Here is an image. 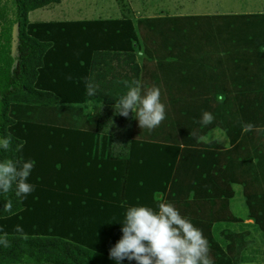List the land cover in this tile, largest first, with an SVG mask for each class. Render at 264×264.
<instances>
[{"label":"trees","instance_id":"obj_1","mask_svg":"<svg viewBox=\"0 0 264 264\" xmlns=\"http://www.w3.org/2000/svg\"><path fill=\"white\" fill-rule=\"evenodd\" d=\"M61 1L0 0V137L12 138L10 150L0 149V160L35 162L29 177L35 186L31 194L18 197L15 186L8 193H0V236L7 234L10 244H0V264H118L109 252L123 235L122 222L128 207L156 208L169 192L181 197L185 186L191 190L202 184L213 188L215 167L226 166L232 154L238 153L240 158L245 155L241 147L247 132L242 131L240 121L232 126V145L228 148L215 140L204 143L192 125L187 129L181 125L182 130L171 126L158 139L128 136L133 119L117 114L114 108L125 93L108 97L110 72L96 62L108 52L116 59L134 58L143 43L140 29L129 14L117 18L30 20L31 11ZM217 17L254 18L239 14ZM157 19L153 29L164 43L170 36H165L167 30L181 34L185 19L209 22L208 16L200 15ZM17 23L20 33L14 56L13 28ZM208 26L215 29L210 23ZM134 63L133 78L140 80V67ZM69 74L71 80L66 79ZM85 77L98 86L94 95L88 94ZM220 96L227 101L226 94ZM96 99L110 109L104 110L95 128L37 122L14 115L18 112L16 105L65 107ZM243 110L256 124L258 115L248 108ZM125 118L128 125L122 123ZM200 120H196V127L202 125ZM211 126L215 127L214 120L209 132ZM209 136L212 138L211 132ZM18 146H22L19 151ZM249 156L254 159V155ZM135 188L142 192V200H61L68 195L103 198L101 193L107 190L120 191L124 198L125 191ZM157 193L162 196L155 199ZM8 201L11 211L4 209ZM17 225L23 227L24 236L15 231ZM119 264L136 262L125 259Z\"/></svg>","mask_w":264,"mask_h":264},{"label":"rangeland","instance_id":"obj_2","mask_svg":"<svg viewBox=\"0 0 264 264\" xmlns=\"http://www.w3.org/2000/svg\"><path fill=\"white\" fill-rule=\"evenodd\" d=\"M177 10L187 14L185 16L199 11H221V14L208 16L209 22L204 24H200L203 21L199 19H185L181 22L184 29L180 35L167 30L165 36L170 35L167 39L174 42L167 49L163 37L153 27L160 16H178L180 12ZM128 14L140 29L142 46L154 49L148 51L150 56L157 55L161 60L169 57L173 59L171 65L178 69L172 79L166 75L163 85L160 81L164 77L155 83L160 87L162 101L167 107L166 119L151 131L140 128L137 119L128 136L158 139L171 126L182 130L181 125L185 129L192 125L204 143L215 140L221 147L228 148L232 145L229 139V135H233L232 126L238 121L241 125L251 123L255 127L245 133V144L241 149L247 147L254 155L255 186L256 182L260 183L257 179H261L260 173L264 171V131L256 129H264V15H261L264 14V0H62L61 3L31 11L29 18L31 21H50L95 16L122 17ZM238 14L254 18L249 21L240 17H217ZM208 23L215 29L209 28ZM152 42L154 44L151 45ZM214 57L220 59V67L216 71L210 70V59ZM157 77L158 74L155 75ZM148 80L150 84L154 83L150 78ZM146 81L147 78H142V84ZM221 94L228 96L227 101ZM73 106L16 105L18 112L14 115L37 122L96 127L99 110L90 114L85 107L71 108ZM246 108L258 115L256 124L252 123V116L247 118L243 110ZM205 111L214 116L215 127L211 126L210 131L212 138L209 136V124L199 127L195 124ZM122 123L128 125V119L125 118ZM120 131H124V126ZM243 135L241 132L240 137ZM231 156L232 163H242L238 153Z\"/></svg>","mask_w":264,"mask_h":264},{"label":"crops","instance_id":"obj_3","mask_svg":"<svg viewBox=\"0 0 264 264\" xmlns=\"http://www.w3.org/2000/svg\"><path fill=\"white\" fill-rule=\"evenodd\" d=\"M177 12H180L177 14L178 16L187 15L183 14L181 10H177ZM220 12L199 11L194 14L216 17V15L221 14ZM92 18L111 17H78L62 20ZM166 41V47H172L174 44L173 41L169 42L167 39ZM148 51H154V49H147L142 46L135 53L134 58L130 55L116 59L112 58L114 56L109 52L105 53L103 58H98L96 63H99V65L97 66L110 72L108 73V86H106V92L109 94L108 97L110 99L115 98L116 95L126 93L127 87L122 83V79L127 78V81L134 79V61L140 67V81L142 82V78L144 77L147 78L146 84H142L145 90L156 86V81L162 77H164V80H161L160 83L163 85L167 74L172 79L175 71H178V69H175L171 65L173 59H169L168 57L161 60L157 55L151 57ZM170 58H173L172 54H170ZM210 61H212L210 62V70L216 71L217 67H220V59L214 57ZM181 69L182 74H184L182 65ZM118 70L121 71L119 75L117 74ZM156 74L159 77L155 78ZM112 78L114 79L112 80ZM149 78L154 81L153 84L149 83ZM52 107L55 108L56 106ZM79 107H85L90 110V114H94L95 110H99L97 121L105 115V109H110L97 99L90 100L86 104L74 106L73 108L77 109ZM132 114L130 112L127 118L133 119V122H135L137 119ZM110 118L114 117L111 115ZM243 150H245V156L240 158L242 163H232L230 159V162L226 166L215 167L214 173L216 179L213 188L210 185L202 184L197 190H191L185 186L182 188L184 192L181 197L174 196L170 192L163 197V202H172L182 215L191 218V221L203 230V234L210 245V257L213 260V264H264V171L260 173L261 179H257V181L261 182H256L255 186L252 164L254 159L252 160L249 156L250 150L247 147ZM185 177L189 178V176ZM101 195H104V197H93L91 199L68 195L64 196L61 200H142V192L136 190V188L125 191L124 198L121 197L120 191L113 192L112 190H107L101 193ZM161 196L162 194L157 193L155 199Z\"/></svg>","mask_w":264,"mask_h":264},{"label":"clouds","instance_id":"obj_4","mask_svg":"<svg viewBox=\"0 0 264 264\" xmlns=\"http://www.w3.org/2000/svg\"><path fill=\"white\" fill-rule=\"evenodd\" d=\"M66 79L71 80L72 76L69 74ZM84 82L88 94L94 95L98 86L89 77H85ZM122 83L127 91L116 101V113L127 118L131 112L138 119L140 128L149 131L157 128L167 116L160 87L145 90L138 79ZM213 120L214 116L205 111L200 123L208 125ZM241 127L243 132H249L255 126L244 123ZM11 140V136L0 137V149L10 150ZM34 163L23 159L0 160V193H8L15 186L18 197L26 198L31 194L35 186L29 182V177ZM11 208V201L6 202L4 209L11 211ZM122 224L123 235L109 252L110 258L118 264L125 259L134 260L136 264H213L203 230L191 218L182 215L172 202H161L156 208L148 205L128 207ZM15 231L24 236L21 225H17ZM0 244L10 246L7 234L0 236Z\"/></svg>","mask_w":264,"mask_h":264},{"label":"water","instance_id":"obj_5","mask_svg":"<svg viewBox=\"0 0 264 264\" xmlns=\"http://www.w3.org/2000/svg\"><path fill=\"white\" fill-rule=\"evenodd\" d=\"M19 24L17 23L13 28L12 54L15 56L19 41Z\"/></svg>","mask_w":264,"mask_h":264}]
</instances>
